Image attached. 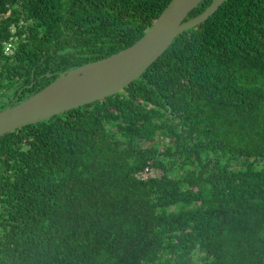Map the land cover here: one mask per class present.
I'll return each instance as SVG.
<instances>
[{
	"label": "trees",
	"instance_id": "1",
	"mask_svg": "<svg viewBox=\"0 0 264 264\" xmlns=\"http://www.w3.org/2000/svg\"><path fill=\"white\" fill-rule=\"evenodd\" d=\"M170 1L0 0V109ZM0 264H264V0H224L121 91L1 135Z\"/></svg>",
	"mask_w": 264,
	"mask_h": 264
},
{
	"label": "water",
	"instance_id": "2",
	"mask_svg": "<svg viewBox=\"0 0 264 264\" xmlns=\"http://www.w3.org/2000/svg\"><path fill=\"white\" fill-rule=\"evenodd\" d=\"M201 1L171 0L131 45L69 68L29 97L0 109V136L121 91L142 75L179 33L207 19L224 0H212L198 15L185 19Z\"/></svg>",
	"mask_w": 264,
	"mask_h": 264
},
{
	"label": "built area",
	"instance_id": "3",
	"mask_svg": "<svg viewBox=\"0 0 264 264\" xmlns=\"http://www.w3.org/2000/svg\"><path fill=\"white\" fill-rule=\"evenodd\" d=\"M155 172L156 171H154V169H152L151 167L148 166V167L144 168L142 171H140L139 175L143 179V178H146L147 176L156 175Z\"/></svg>",
	"mask_w": 264,
	"mask_h": 264
},
{
	"label": "rangeland",
	"instance_id": "4",
	"mask_svg": "<svg viewBox=\"0 0 264 264\" xmlns=\"http://www.w3.org/2000/svg\"><path fill=\"white\" fill-rule=\"evenodd\" d=\"M14 43H15L14 40H13L12 44H9L7 42L3 43V46H4L3 51L5 54H8L10 51H12V47H13ZM157 173L158 172L156 171L155 174H157Z\"/></svg>",
	"mask_w": 264,
	"mask_h": 264
},
{
	"label": "clouds",
	"instance_id": "5",
	"mask_svg": "<svg viewBox=\"0 0 264 264\" xmlns=\"http://www.w3.org/2000/svg\"><path fill=\"white\" fill-rule=\"evenodd\" d=\"M4 42H7L9 44H12V42H13V35L10 36V37H8Z\"/></svg>",
	"mask_w": 264,
	"mask_h": 264
}]
</instances>
